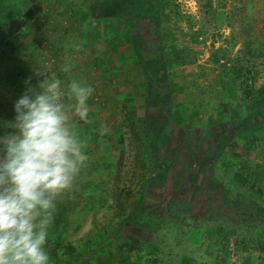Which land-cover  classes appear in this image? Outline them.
Masks as SVG:
<instances>
[{
  "label": "rangeland",
  "instance_id": "rangeland-1",
  "mask_svg": "<svg viewBox=\"0 0 264 264\" xmlns=\"http://www.w3.org/2000/svg\"><path fill=\"white\" fill-rule=\"evenodd\" d=\"M103 1L110 18L123 8L129 53L149 59L133 73L138 92L150 77L163 99L143 101L135 90L109 122L78 121L89 160L57 201L49 264H264V119L255 132L234 129L261 106L264 0ZM17 7L0 9V36L22 18ZM3 45L0 92L13 87L17 99L23 46ZM8 110L2 120L14 116ZM220 137L229 139L223 150ZM201 152L191 174L165 177L158 166ZM234 173L252 175L242 186Z\"/></svg>",
  "mask_w": 264,
  "mask_h": 264
},
{
  "label": "clouds",
  "instance_id": "clouds-1",
  "mask_svg": "<svg viewBox=\"0 0 264 264\" xmlns=\"http://www.w3.org/2000/svg\"><path fill=\"white\" fill-rule=\"evenodd\" d=\"M36 75L0 120V264H49L57 201L89 160L77 122L89 119L93 87Z\"/></svg>",
  "mask_w": 264,
  "mask_h": 264
},
{
  "label": "crops",
  "instance_id": "crops-1",
  "mask_svg": "<svg viewBox=\"0 0 264 264\" xmlns=\"http://www.w3.org/2000/svg\"><path fill=\"white\" fill-rule=\"evenodd\" d=\"M72 1L75 4L66 0H0L1 10L6 9L7 3L18 4L16 12H21V17L33 4L38 7V11L19 29L5 31L0 36V42L8 48L5 51L8 53L16 40L23 46V62L19 69L23 81L19 88L21 95L28 83L36 85L39 79L36 73L46 78L56 76L65 81L75 78L90 84L94 89L88 101V121L100 119L102 123H107L110 112L115 114L113 110L124 99V93L133 94L137 90L139 85L137 82L133 83V73L135 74L136 69H141L142 61L148 63L149 59L141 57L137 48L134 50L131 47L130 53L126 48L127 45H133L134 40L132 38V42L125 44V35L129 36L131 31L129 33L125 30L123 8L119 9V5H116L112 10L116 16L110 18L109 5L106 4L105 11L103 0ZM89 9L94 17H87ZM14 19L15 17L12 20ZM144 83L146 77L142 84L143 93L142 90H137L141 99L146 97L147 88H144ZM148 88L154 91L157 87L154 89L149 85ZM9 89L10 92H0V109L5 111L13 109L12 102L16 100L11 93L14 88ZM165 93L168 95V90ZM5 117L13 118L10 114L4 115ZM88 121L83 123L87 124ZM113 157L111 154V161H114ZM111 167L112 162L109 168Z\"/></svg>",
  "mask_w": 264,
  "mask_h": 264
},
{
  "label": "trees",
  "instance_id": "trees-1",
  "mask_svg": "<svg viewBox=\"0 0 264 264\" xmlns=\"http://www.w3.org/2000/svg\"><path fill=\"white\" fill-rule=\"evenodd\" d=\"M37 11H38V7L36 6V4H33V6L30 9H28L25 13H23V17L20 20H15L14 27H12L11 30L19 29L24 24V22L26 20L30 19ZM154 66H155V64H154ZM154 66H153V69H154ZM160 77H161V74L159 73V67L157 65V66H155V69L153 71L152 78L154 79V82H157V80H158L157 83H159ZM146 81L148 82V83L144 84V86H145L144 88H147L146 94H145L146 97H144L143 99L149 101V100H156V98H158V99L162 100L163 99V97H162L163 92L159 89L152 91V89L148 88L149 85H151L150 84L151 83L150 77H146ZM259 100H260L261 106L259 105L257 108H255L254 113L256 115V118L252 119L251 122L246 118H243V119L240 118V120H238L236 123V128H234L236 130V134H244V133H247L249 131L255 132L258 129V126H259L258 124L264 119V91H262V93L260 94ZM232 128H233V126L231 127V129ZM217 142H218V147H220V149L223 150L225 147H227V145L229 143V139L225 138V137H220L219 140L217 138ZM205 148H207V147H205ZM215 150L217 151V149H215ZM216 151H215V153H216ZM204 152H205V157L210 158V156H211L210 155L211 154L210 148L204 150ZM218 153H219V151H218ZM202 157H199L197 159L196 165H198V161H200V159ZM158 166L161 169L162 165L158 164ZM252 173L251 174L249 173L248 176L245 178L241 177L240 174H238V173H234L233 175H231L230 179L233 180L236 184L243 186V185L249 183V178L252 175Z\"/></svg>",
  "mask_w": 264,
  "mask_h": 264
},
{
  "label": "flooded vegetation",
  "instance_id": "flooded-vegetation-1",
  "mask_svg": "<svg viewBox=\"0 0 264 264\" xmlns=\"http://www.w3.org/2000/svg\"><path fill=\"white\" fill-rule=\"evenodd\" d=\"M199 157H202V152L199 154V153H192L190 154V157L188 156H177L176 155L174 156V160L175 158H177V161L173 162V166L170 170H168L169 168L165 167V165H162L161 167V172H164L165 173V177L168 176V174L171 175V173L174 175L173 177H179L180 173L183 172L182 170V167L183 169L186 167V169L189 170L187 171L188 174H191L193 172V170H195V166L197 164V159ZM169 164V163H168ZM167 164V165H168ZM173 169V171H172Z\"/></svg>",
  "mask_w": 264,
  "mask_h": 264
}]
</instances>
